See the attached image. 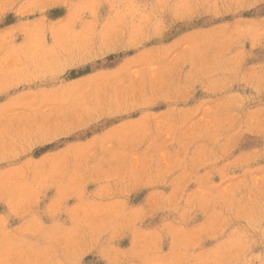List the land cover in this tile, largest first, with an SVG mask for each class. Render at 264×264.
Segmentation results:
<instances>
[{
	"label": "clouds",
	"instance_id": "clouds-1",
	"mask_svg": "<svg viewBox=\"0 0 264 264\" xmlns=\"http://www.w3.org/2000/svg\"><path fill=\"white\" fill-rule=\"evenodd\" d=\"M0 264H264V0H0Z\"/></svg>",
	"mask_w": 264,
	"mask_h": 264
},
{
	"label": "rangeland",
	"instance_id": "rangeland-1",
	"mask_svg": "<svg viewBox=\"0 0 264 264\" xmlns=\"http://www.w3.org/2000/svg\"><path fill=\"white\" fill-rule=\"evenodd\" d=\"M55 14H57V15L60 14L59 10H57ZM143 195H146V191L145 192H142L140 194V196H133L132 202L133 203L138 202L139 199H140V197H142ZM128 244H129V241L127 239L122 242V246H125L126 247V246H128Z\"/></svg>",
	"mask_w": 264,
	"mask_h": 264
}]
</instances>
